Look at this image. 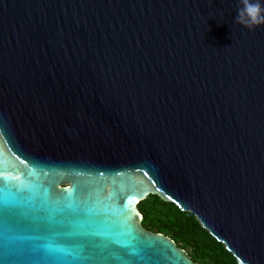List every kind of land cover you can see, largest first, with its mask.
<instances>
[{
    "label": "water",
    "instance_id": "water-1",
    "mask_svg": "<svg viewBox=\"0 0 264 264\" xmlns=\"http://www.w3.org/2000/svg\"><path fill=\"white\" fill-rule=\"evenodd\" d=\"M238 6L0 0V264H196L149 196L264 264V26Z\"/></svg>",
    "mask_w": 264,
    "mask_h": 264
},
{
    "label": "trees",
    "instance_id": "trees-1",
    "mask_svg": "<svg viewBox=\"0 0 264 264\" xmlns=\"http://www.w3.org/2000/svg\"><path fill=\"white\" fill-rule=\"evenodd\" d=\"M142 227L163 234L185 250L196 264H238L222 243L214 239L189 213L157 196L138 204Z\"/></svg>",
    "mask_w": 264,
    "mask_h": 264
},
{
    "label": "clouds",
    "instance_id": "clouds-1",
    "mask_svg": "<svg viewBox=\"0 0 264 264\" xmlns=\"http://www.w3.org/2000/svg\"><path fill=\"white\" fill-rule=\"evenodd\" d=\"M234 23L249 31L264 26V0H239Z\"/></svg>",
    "mask_w": 264,
    "mask_h": 264
},
{
    "label": "snow or ice",
    "instance_id": "snow-or-ice-1",
    "mask_svg": "<svg viewBox=\"0 0 264 264\" xmlns=\"http://www.w3.org/2000/svg\"><path fill=\"white\" fill-rule=\"evenodd\" d=\"M43 250H45L48 253L58 254V256H57L58 259H63V260L71 259L73 261L86 259V257H81V256L76 255V254L65 253L63 249H53L48 245L43 246Z\"/></svg>",
    "mask_w": 264,
    "mask_h": 264
}]
</instances>
